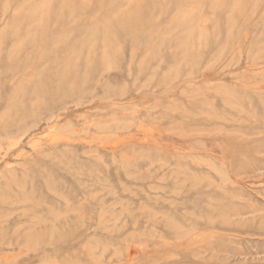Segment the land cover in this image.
Here are the masks:
<instances>
[{"label": "rangeland", "instance_id": "1", "mask_svg": "<svg viewBox=\"0 0 264 264\" xmlns=\"http://www.w3.org/2000/svg\"><path fill=\"white\" fill-rule=\"evenodd\" d=\"M0 264H264V0H0Z\"/></svg>", "mask_w": 264, "mask_h": 264}, {"label": "bare ground", "instance_id": "2", "mask_svg": "<svg viewBox=\"0 0 264 264\" xmlns=\"http://www.w3.org/2000/svg\"><path fill=\"white\" fill-rule=\"evenodd\" d=\"M54 3V2H53ZM26 4V3H25ZM54 16V15H53ZM58 17V16H57ZM59 19H60V17H59ZM19 26H21V25H19ZM121 29L122 30H125L126 29V24L124 23V24H121ZM16 32V31H15ZM42 38V37H41ZM32 40H34V39H32ZM41 40V39H40ZM60 43V42H59ZM19 45V44H18ZM56 45V44H55ZM59 45V44H58ZM40 49V48H39ZM32 52V51H31ZM29 55V54H28ZM29 57V56H28ZM31 57V56H30ZM8 59H11V58H8ZM27 60V59H26ZM37 70H38V68H37ZM66 73V72H65ZM8 75V74H7ZM14 76V75H13ZM66 76V75H65ZM32 91V90H31ZM18 95V94H17ZM41 97V96H40ZM13 98H14V96H13ZM42 98V97H41Z\"/></svg>", "mask_w": 264, "mask_h": 264}]
</instances>
